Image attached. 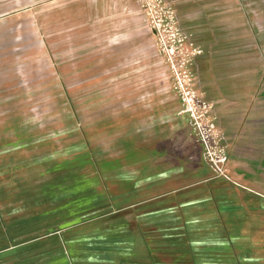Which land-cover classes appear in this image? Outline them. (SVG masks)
<instances>
[{
    "label": "rangeland",
    "instance_id": "obj_1",
    "mask_svg": "<svg viewBox=\"0 0 264 264\" xmlns=\"http://www.w3.org/2000/svg\"><path fill=\"white\" fill-rule=\"evenodd\" d=\"M162 2L0 0V264H264V242L186 239L225 226L175 209L203 161Z\"/></svg>",
    "mask_w": 264,
    "mask_h": 264
},
{
    "label": "crops",
    "instance_id": "obj_2",
    "mask_svg": "<svg viewBox=\"0 0 264 264\" xmlns=\"http://www.w3.org/2000/svg\"><path fill=\"white\" fill-rule=\"evenodd\" d=\"M165 1L174 12L178 29L201 49L193 56L190 70L203 100L213 105L212 114L224 135L231 174L243 185L215 176L204 162L199 145L203 161L195 168L199 180L192 184L189 196L181 192L175 209L181 211L187 225L205 218L202 223L207 228L212 216L214 224L220 222L225 229L224 233L214 234L204 229L201 238L191 235L186 239L264 242V57L260 54L264 47V0ZM195 190L202 200L190 199ZM202 202L212 204V215L209 209L202 213L200 208L196 214L187 213L192 205ZM159 209L166 216L165 204ZM128 258L165 263L149 254ZM103 262L100 264H123L118 254Z\"/></svg>",
    "mask_w": 264,
    "mask_h": 264
},
{
    "label": "built area",
    "instance_id": "obj_3",
    "mask_svg": "<svg viewBox=\"0 0 264 264\" xmlns=\"http://www.w3.org/2000/svg\"><path fill=\"white\" fill-rule=\"evenodd\" d=\"M161 3V0H157ZM167 8L166 25L169 36L176 44V52L180 54V66L176 73L175 86L181 92L182 106L187 112L192 127L202 149V158L215 176L221 177L236 186H243L233 175L229 167V155L224 143L222 130L213 117V105L203 100L202 92L196 88V78L190 70L191 60L201 49L188 41L178 29L174 12L169 4L162 2ZM163 18L157 26L159 30Z\"/></svg>",
    "mask_w": 264,
    "mask_h": 264
}]
</instances>
